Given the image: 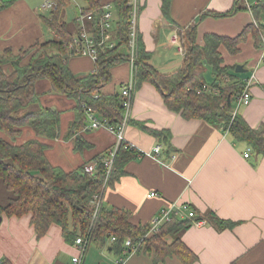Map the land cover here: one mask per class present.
<instances>
[{"label": "crops", "instance_id": "1", "mask_svg": "<svg viewBox=\"0 0 264 264\" xmlns=\"http://www.w3.org/2000/svg\"><path fill=\"white\" fill-rule=\"evenodd\" d=\"M43 1L1 0L0 52L10 49L16 53L36 42L52 39L53 32L45 22L49 10L42 9ZM63 1V20L76 25L75 19L78 21L80 12L88 8V2ZM97 1L112 4V0ZM255 2L171 0L169 15L165 17L161 0H140L137 27L141 42L150 53L148 63L165 74L179 68L184 61L179 48L183 44L181 31L195 27L194 40L201 45L205 33L234 37L252 25L253 29L238 43L236 52H229L223 45L218 51L222 65L229 66V72L243 86L242 91L247 88L250 93L247 104H236L240 93L233 99L232 112L240 114L250 127L257 129L264 126V44L261 40L264 13L255 17L252 12ZM235 5L238 8L229 15L206 14L226 12ZM202 14L206 15L201 17ZM254 31L259 37L257 44ZM175 36L178 41L171 43ZM66 60L75 76L93 71L94 60L90 56L69 55ZM110 74L111 81L103 91L119 93L130 78L129 63L123 61L113 66ZM252 75V81L246 85ZM212 80L211 66L205 63L204 81L209 85ZM66 101L64 138L59 135L56 139H47L33 132L29 138L35 135L48 145L45 154L54 165L58 164L51 161L49 151L52 146L64 143L76 161L72 168H64L69 171L97 155L105 156L113 142L107 138V130L91 128L86 120L75 134L66 137L74 120V99L66 98ZM130 114L124 139L138 155L130 159L123 173L104 189L103 205L128 211L130 220L142 225L150 223L170 202L187 203L200 217L198 224H188L178 235L193 256L188 264H264V151L234 139L221 124L214 126L200 119L184 118L170 110L161 92L148 81L138 87L135 85ZM67 121H70L68 127ZM137 123L162 130L163 134L157 137ZM73 139L78 143L72 145ZM156 144L161 145L160 153L147 154ZM248 147L249 156L244 157ZM150 192L156 194L149 196ZM217 219L231 221V224L219 227ZM165 241L170 243L172 236H166ZM75 252L73 242L65 241L59 225L51 224L44 235L36 237L30 214L1 215L0 264H71ZM115 256L111 253L108 264L113 263ZM126 264L186 263L174 254L156 261L153 250L141 247L129 256Z\"/></svg>", "mask_w": 264, "mask_h": 264}, {"label": "trees", "instance_id": "2", "mask_svg": "<svg viewBox=\"0 0 264 264\" xmlns=\"http://www.w3.org/2000/svg\"><path fill=\"white\" fill-rule=\"evenodd\" d=\"M86 1L88 8L81 13H90L91 17L84 19L83 28L98 41L102 33L99 20L103 10L97 0ZM111 3L115 12V27L111 32L115 45L112 48L96 47L97 58L91 73L75 76L66 63L72 53L70 44L82 27L77 19L76 25L63 20V0H56V5L45 19L53 32L52 39L36 42L16 53L10 49L0 52V133L5 135H0V182L9 193L7 201L0 203V216L30 214L36 237L44 235L51 224L61 227L63 237L69 243L77 235L86 233L93 213L90 202L103 180L101 157L92 158L97 162L93 174L84 172V164L67 171L47 159L45 151L48 145L36 137L21 142H14L13 139L24 127H30L36 136L47 139H56L60 135V111L37 106L40 94L33 84L41 78L48 81L51 92L74 99V120L66 137L85 125L83 105L114 127L120 124L123 109L119 93H105L103 90L111 81L110 69L127 60L130 17L128 0H112ZM170 4L171 0H161V11L165 17L169 15ZM237 8L235 5L226 12L206 14L229 15ZM252 12L259 18L264 13V0H256ZM251 28L252 25L246 26L234 37L205 33L201 45L195 43V27L181 31L184 61L179 68L165 74L157 72L148 63L150 53L145 50L138 35L136 87L141 82H151L161 92L170 110L184 118L200 119L214 126L221 124L234 139L245 141L263 152L264 126L254 129L240 114L232 112V101L241 93L243 86L229 72L230 67L222 65L218 51V47L223 45L229 52H236L238 43L245 39ZM254 33L257 44L259 37L256 31ZM205 63L211 66L213 76L209 85L204 81ZM202 84H206L208 89L200 90ZM137 124L157 137L163 134L162 130L147 128L144 123ZM125 144L122 142L116 151L110 182L123 173L124 165L130 159L138 155L134 149H127ZM199 219L198 216L192 220L174 218L164 223L157 232L146 236L142 247L153 250L156 261L174 254L188 264L193 256L178 235L188 224ZM217 223L219 227H225L231 221L217 219ZM148 226L149 223H133L129 212L122 208L102 204L94 219L92 235L101 248L118 255L125 249L126 238L135 242L148 231ZM110 236L114 240L110 241ZM166 236H172L170 243L165 241Z\"/></svg>", "mask_w": 264, "mask_h": 264}, {"label": "built area", "instance_id": "3", "mask_svg": "<svg viewBox=\"0 0 264 264\" xmlns=\"http://www.w3.org/2000/svg\"><path fill=\"white\" fill-rule=\"evenodd\" d=\"M0 0V5H1ZM56 5V0H44L42 3V9L50 10ZM129 5V32H128V52H127V62L130 65V78L127 82H125L119 89V96L121 98V107L123 109L122 119L120 124L117 127L111 125L107 120L101 119L98 117L88 106L83 105L84 114L91 128H104L108 132L114 134L115 136V144L111 150L105 156L100 158V163L102 166L103 172V180H102V188L103 191L107 187V183L110 180L114 158L116 155V151L122 142H126L124 139V130L126 125L130 121V111H131V103H132V94L135 89L134 77L136 72V61H137V36H138V15L140 11V0H128ZM249 7V5H247ZM101 9L103 10L102 16L99 20V27L102 31L100 39L97 41L95 37H93L89 32H87L83 28L84 19H89L91 17L90 13H81L78 16V22L80 23L82 29L77 35V37L70 44V48L72 49L71 55H87L90 56L93 60L97 58L96 47L104 46L107 48H112L115 45L114 40L112 39L111 32L113 31V26L115 23V12L112 7V4L106 3L101 4ZM264 19V17H263ZM257 23V22H256ZM262 45L264 44V35L261 37ZM177 40L176 36L171 39V43H175ZM180 50L183 53L182 44L179 45ZM253 75L249 80L246 81V85H248L252 79ZM208 89L206 84H202L200 90ZM245 88L236 98V104H247L250 101V93ZM125 147L127 149H134L132 145L126 142ZM161 145H154L150 153L157 155L160 153ZM250 148L246 149L244 153V157L249 156ZM145 154V153H144ZM97 162L89 161L84 164L83 169L84 172L88 174H93L96 171ZM155 192H150L149 196H154ZM91 205L93 207V213L91 221L87 227V231L85 234L77 235L73 241V245L75 246L76 252L71 257V264H83L85 260V256L87 253V249L89 244L94 241L93 238V229H94V219L98 215V211L100 210L103 200L101 193L95 192L91 199ZM197 214L195 211L187 204V203H176L170 202L167 206L160 209L158 214L152 217L148 231L138 237V239L133 242L130 238H126L124 240V251L121 254L115 256L112 264H126L130 255L135 254L142 247V244L149 234L155 233L159 230V228L167 222L172 221L174 218L176 219H188L192 220L196 217ZM192 223L198 224L199 221H192ZM110 241L114 240L113 236H110Z\"/></svg>", "mask_w": 264, "mask_h": 264}, {"label": "rangeland", "instance_id": "4", "mask_svg": "<svg viewBox=\"0 0 264 264\" xmlns=\"http://www.w3.org/2000/svg\"><path fill=\"white\" fill-rule=\"evenodd\" d=\"M248 2L252 3L253 0H248ZM33 87L37 92H39L38 94H40V100L38 103L40 105L37 104V106L50 107L60 111L61 113L60 115L61 124L59 129L60 137L64 138V112H66V104H67L66 98H71V97H68L67 95L62 93L51 92L48 81L43 78L36 80L33 84ZM69 122L67 121V125H66L67 127L69 125ZM32 132L33 130L30 127H24L21 129V133L15 139H13V141L19 142L21 140L22 141L26 140L30 137ZM106 134H107V138H111L112 139L111 141L113 142V144H115L116 141H115V136H113L114 134L110 132ZM0 135L5 136L2 133H0ZM33 137H35V135ZM70 143L74 145L77 144L78 142L73 139L70 141ZM48 156L50 157L53 163L60 165L63 169L72 168V166L76 162L73 158H71L69 151L64 147V143H59L55 147L52 146ZM107 184L108 187L110 185V180L108 181ZM97 191H99L101 195L103 194L102 185H100ZM8 195H9L8 191L5 189L4 185L0 182V203H5L7 201ZM110 257H111V252H108L106 249L100 248L96 241H92L88 246L84 264H108Z\"/></svg>", "mask_w": 264, "mask_h": 264}, {"label": "water", "instance_id": "5", "mask_svg": "<svg viewBox=\"0 0 264 264\" xmlns=\"http://www.w3.org/2000/svg\"><path fill=\"white\" fill-rule=\"evenodd\" d=\"M237 68H238V67H237ZM237 68H236V69H237ZM0 220H1V216H0Z\"/></svg>", "mask_w": 264, "mask_h": 264}]
</instances>
